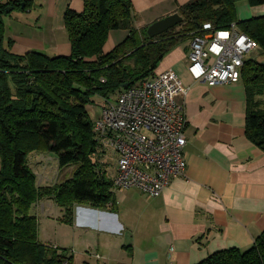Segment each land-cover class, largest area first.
I'll return each instance as SVG.
<instances>
[{"label":"trees","instance_id":"1","mask_svg":"<svg viewBox=\"0 0 264 264\" xmlns=\"http://www.w3.org/2000/svg\"><path fill=\"white\" fill-rule=\"evenodd\" d=\"M30 1L0 7V264H73L67 248L40 240L32 209L52 198L67 224L76 204L115 210L113 181L100 162L105 151L88 112L92 98L118 95L153 76L163 57L204 22L218 29L235 23L264 58V15L241 20L237 14L238 3L257 6L264 0H189L178 7L183 21L155 37L147 34L148 26L136 27L131 0H84L82 11L64 14L71 53L55 56L14 52V41L5 36L7 9L24 4L25 10ZM118 29L128 35L105 52L110 32ZM241 78L248 93L246 137L264 152V60L247 58ZM35 152L54 154L59 168L74 166L72 175L39 185L29 164ZM196 264H264V231L246 250L223 249Z\"/></svg>","mask_w":264,"mask_h":264},{"label":"crops","instance_id":"2","mask_svg":"<svg viewBox=\"0 0 264 264\" xmlns=\"http://www.w3.org/2000/svg\"><path fill=\"white\" fill-rule=\"evenodd\" d=\"M34 1H30L27 9ZM131 1L135 25L142 28L178 12V7L189 0ZM38 3L49 15L57 13L62 18L60 25L64 26L66 10L80 12L84 8V0H38ZM237 14L241 20L264 15V5L240 2ZM127 35V30L111 31L104 51L113 49ZM191 40L173 47L155 70V73L173 71L188 87L185 95L176 97L187 118L185 175L171 179L157 197L138 188L115 192V210L76 204L73 223L64 227L59 224L61 229L72 231L73 240H78L75 243L84 249L83 253L72 255L73 264H92L90 257L97 259L96 264H196L223 249L246 250L264 231V152L246 137L245 84L242 78L235 83L214 86L195 81L187 68ZM13 41L12 50H36L50 56L71 53L68 33L66 39L49 46L50 50L52 46L57 47L53 52L46 51L39 43L32 45L25 40L17 46L18 42ZM37 155L33 153L30 161L40 166L43 175L37 181L44 185L46 179L52 180L44 165L45 159H57L54 154ZM100 162L107 164L108 176L113 181L117 162L111 174L102 156ZM63 169L72 170L71 167ZM63 169L57 170L62 173ZM63 173L65 178L70 176ZM53 205L63 211L49 197L40 199L34 210L41 209L48 214V208ZM54 238L59 241L60 237ZM54 242V246L60 247V243Z\"/></svg>","mask_w":264,"mask_h":264},{"label":"built area","instance_id":"3","mask_svg":"<svg viewBox=\"0 0 264 264\" xmlns=\"http://www.w3.org/2000/svg\"><path fill=\"white\" fill-rule=\"evenodd\" d=\"M18 1L0 0V7ZM258 48L235 23L218 29L204 22L192 37L187 68L195 81L208 86L235 83L248 55ZM187 92L177 75L165 70L123 89L115 102L101 107L94 130L102 146L117 156L114 192L138 188L157 197L171 179L185 175L187 118L176 97Z\"/></svg>","mask_w":264,"mask_h":264},{"label":"rangeland","instance_id":"4","mask_svg":"<svg viewBox=\"0 0 264 264\" xmlns=\"http://www.w3.org/2000/svg\"><path fill=\"white\" fill-rule=\"evenodd\" d=\"M42 6L38 3V0H35L31 8L29 9H11L9 12H7L4 15V21H5V36L6 38H10L12 40H16L18 42L17 46L23 45L25 40L31 42V44L36 45H43L44 49L48 52H53L57 49L56 46H52V50H50L49 46L53 43H58L59 41L67 38V31L65 29L64 25H60V22L62 21V18L57 16L56 14L49 15L48 11L45 8H42ZM39 43V44H38ZM15 52L23 53L24 51H20L16 49H13ZM254 57L257 60H264L262 56H258L257 54H249L248 58ZM117 99V92L108 96V98L95 96L92 98V102L87 106L88 112L93 121H95L97 115L100 112L101 107L106 104L108 101L115 102ZM105 152H102V158L106 160V162L109 164V173H113L116 168V162L117 157L115 159V154L112 149H110L108 146H104L102 148ZM39 153L37 155L38 157L41 154H45L44 156L47 157L49 154L53 155L52 153H42V152H35ZM33 154V153H32ZM29 156V164L32 167L33 170H37L38 177H40L42 174L40 170V166L38 168V165L34 162L30 161L31 155ZM46 162L44 165H47V168L49 171V174L52 176V180L47 182V179L44 181V185H53L57 183V180L63 181L65 179H68L73 172L74 166H68L71 167V169H63V172H67L70 176L68 178H65V173H59L58 172V162L55 161V159H45ZM44 160V161H45ZM48 161V162H47ZM43 164H41L42 167ZM36 168V169H35ZM66 168V167H64ZM61 169V168H59ZM66 170V171H65ZM71 170V171H70ZM34 171V172H35ZM51 171V173H50ZM36 173V172H35ZM40 173V174H39ZM57 176H60L58 178ZM44 177V176H43ZM50 178V176H48ZM38 182V181H37ZM39 184V183H38ZM58 206V205H57ZM48 214H45L44 211L41 209L36 212L34 208L32 209V213L38 215L39 217V231L40 235L39 238L44 243H60L59 246L61 248H67L69 254L73 255L74 253L78 254L79 252H84V249H80L78 244V240H73V234L72 231H66L60 228V223L63 224V227L66 226L67 223L63 222L61 218L64 215V211L61 209L59 210L56 205H53V207L47 210ZM61 211V212H60ZM70 225V224H68ZM60 237L59 241L55 240V236ZM76 242V243H75ZM58 245V244H56ZM94 251L95 250H89ZM92 264H96L97 259H93V257H90ZM102 260H99L101 262Z\"/></svg>","mask_w":264,"mask_h":264},{"label":"water","instance_id":"5","mask_svg":"<svg viewBox=\"0 0 264 264\" xmlns=\"http://www.w3.org/2000/svg\"><path fill=\"white\" fill-rule=\"evenodd\" d=\"M21 7L24 8V4H22ZM10 10L11 8H8L7 12H9ZM182 21L183 17L179 14V12L172 13L149 24L147 27V34L150 37L158 36L164 33L165 31L169 30L170 28L178 25ZM127 86L128 83L123 85V87Z\"/></svg>","mask_w":264,"mask_h":264}]
</instances>
